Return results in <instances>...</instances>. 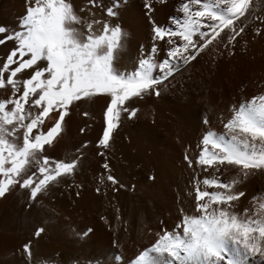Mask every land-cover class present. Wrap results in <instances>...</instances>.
I'll use <instances>...</instances> for the list:
<instances>
[{"label":"rangeland","instance_id":"1","mask_svg":"<svg viewBox=\"0 0 264 264\" xmlns=\"http://www.w3.org/2000/svg\"><path fill=\"white\" fill-rule=\"evenodd\" d=\"M183 2L122 0L118 18H112L106 9L113 0H97L96 6L89 0H71L86 22L106 20L123 27L128 36L117 67L127 71L150 53L154 43L159 49L157 61L166 57L170 46L154 41L153 22L164 26L171 24L170 17L181 18ZM28 6L26 0H0V25L7 26L9 33L19 30ZM241 21L237 27L243 26L244 32L232 44L222 33L223 39L214 41L197 59L180 62L174 75L157 86L159 96L152 91L129 101L137 115L129 119L122 114L108 148L97 143L106 126L110 96L99 94L71 106L62 133L46 146L45 155L65 161L79 157L78 167L35 200L29 198V189L18 185L0 198V264H127L151 246L162 229L176 230L183 215H200L197 181L201 190L212 191L202 184L204 177L216 175L229 181L240 172L238 166L205 171L208 166L197 163L203 136L209 130L225 133L224 124L235 108L264 95V3ZM95 27L99 30L100 25ZM14 47V41L0 45V64ZM12 96L11 87L0 89V101ZM56 119L53 114L41 130L46 132ZM109 174L119 183L108 181ZM250 180L254 188L248 197L234 202L233 211L242 215L248 209L250 216L264 215L259 207L264 203V171H255L235 190ZM38 227L45 228L39 237L34 235ZM88 229L92 231L82 235ZM258 242L264 247V240ZM25 244L31 246L30 256L23 251ZM260 256L248 255L245 264H261Z\"/></svg>","mask_w":264,"mask_h":264},{"label":"snow or ice","instance_id":"2","mask_svg":"<svg viewBox=\"0 0 264 264\" xmlns=\"http://www.w3.org/2000/svg\"><path fill=\"white\" fill-rule=\"evenodd\" d=\"M89 3L96 6L97 0ZM121 3L113 0L106 15L118 18ZM26 4L19 30L9 33L7 26L0 25V45L15 42L0 64V89L11 87L13 92L11 98L0 101V198L18 185L29 189V198L35 200L59 178L75 172L79 157L65 161L45 155L46 146L62 133L75 102L99 94L110 96L104 113L106 126L97 143L106 149L122 114L129 119L137 115L138 109L130 108L129 101L152 91L159 96L157 86L174 75L180 62L197 59L214 41L223 39L222 33L232 44L244 32L237 22L251 15V0H184L181 18L170 17L171 24L164 26L153 22L154 41L170 46L166 57L157 61L159 49L154 43L150 53L127 71L117 67L128 36L121 25L95 19L86 22L71 0H26ZM29 70L30 75L21 79ZM53 114H57L55 123L42 131ZM224 127L225 133L206 132L197 163L215 172L221 166H238V176L229 181L216 175L204 177L202 184L212 191L201 190L197 181L196 212L200 215H183L176 230L162 229L158 239L127 264H245L248 255L264 256L258 242L264 240V215L250 216L248 209L242 215L233 211L234 202L245 196L235 190L236 185L251 172L264 171V95L241 103ZM185 160L191 167L187 155ZM103 167L109 169L107 163ZM107 180L119 183L110 174ZM259 207L264 210V203ZM44 231L38 227L34 235L39 237ZM23 251L30 256V244Z\"/></svg>","mask_w":264,"mask_h":264},{"label":"bare ground","instance_id":"3","mask_svg":"<svg viewBox=\"0 0 264 264\" xmlns=\"http://www.w3.org/2000/svg\"><path fill=\"white\" fill-rule=\"evenodd\" d=\"M262 3H264V0H251L250 9H251V10H257L258 7H260V5H261ZM254 172H255V171L251 172V173L247 176V180L249 179V177H250L251 175H253ZM253 186H254V182H253L252 180H250V181H248V182L246 181L245 183H243L239 188H238V186H237V189H238L239 191H243V192L245 193V196H243V198H246V197L249 196L251 190L254 188ZM260 257H261L260 262H261V264H263V263H264V259H262V256H260Z\"/></svg>","mask_w":264,"mask_h":264}]
</instances>
